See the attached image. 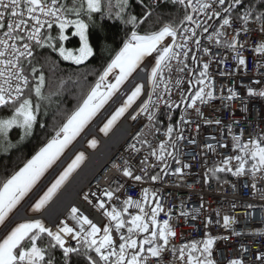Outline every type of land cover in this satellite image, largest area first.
I'll return each instance as SVG.
<instances>
[{
	"label": "snow or ice",
	"instance_id": "1",
	"mask_svg": "<svg viewBox=\"0 0 264 264\" xmlns=\"http://www.w3.org/2000/svg\"><path fill=\"white\" fill-rule=\"evenodd\" d=\"M165 6H174L182 14L164 20ZM150 18L154 26H160L141 34L137 29ZM104 19L131 25L130 36L76 109L53 129L54 135L23 167L0 179V229L4 230L0 235V264H218L215 246L229 237L213 235L207 229L214 223L231 229L236 217L215 209L217 219L213 221V213L207 211L210 205L203 197L199 207L190 211L183 210L185 203L180 200L174 207L181 211L174 215L173 208L161 202L170 194L165 197L155 185L166 177L181 178L184 170L191 168L179 158L180 150L184 143L197 144L202 125L221 131L207 137L214 143L205 142L200 154L218 156L219 148H229L218 138L223 136L231 137L233 149V154L206 167L205 184L212 179L219 183L221 173L237 178L251 175L253 180L257 173L264 174V134L253 129L255 134L250 133L252 138L245 141L244 129L236 127L245 121H225L212 111L217 101L231 110L233 102L240 100L237 87L225 88L216 77L246 72L248 58L244 53L249 50L254 53L255 71L261 78L250 82L256 88L240 83L246 93L240 107L246 111L247 98H264V0H0V110L9 113L0 117V148L5 152L16 146L9 136L13 129H22L21 139H27L37 128H45L39 119L42 110L46 114V105L65 83L61 80L55 91L49 88L45 68L54 71L59 63L52 53L64 61L85 64L95 56L91 32L102 27L98 21ZM69 29L79 38L75 48L64 46ZM254 32L256 41L251 38ZM166 39L170 40L167 44ZM146 58L153 63L142 69ZM229 59L235 61L231 69L227 67ZM213 66L218 70L215 75ZM138 69L146 72L148 90L145 83L132 84L101 131L107 135L140 100L131 119L143 115L147 124L129 147L142 153L147 145L149 155H144L138 165L125 160L122 168L123 177L133 182L129 188L140 185V197L125 195L121 199L127 189L120 183L99 195L92 193V199L85 195L84 200L106 218L102 226L75 206L54 227L39 218L14 222L13 214L44 174ZM117 70L110 81L109 76ZM161 132L164 139L153 147L150 137L156 139ZM97 143L92 139L90 147ZM85 159L83 152L77 154L30 205V211H44ZM173 162L178 165L175 169ZM114 167L121 169L120 165ZM144 183L153 187H143ZM173 184L179 186L176 181ZM250 186L254 189L255 183ZM202 213L205 236L177 244V221L198 219ZM161 214L166 218L161 219ZM242 234L232 231L237 237ZM241 247L240 255L228 264H264V249L250 252ZM246 255L254 259L249 261Z\"/></svg>",
	"mask_w": 264,
	"mask_h": 264
},
{
	"label": "built area",
	"instance_id": "2",
	"mask_svg": "<svg viewBox=\"0 0 264 264\" xmlns=\"http://www.w3.org/2000/svg\"><path fill=\"white\" fill-rule=\"evenodd\" d=\"M241 38L243 39V37ZM251 38L256 41L258 36L254 32ZM169 42L170 40H168L167 43ZM244 54L248 58L246 72L236 74L232 77H221L218 75L216 77L217 81L222 83L225 88L237 87L240 100L233 102L234 108L231 110H229L226 105H221V103L217 101L216 108L212 111L218 118H222L225 121L232 119L245 121L236 127L244 129L245 136L243 139L247 141L252 138L250 133L253 135L255 133L264 134V98L259 96L247 98L246 111L242 110L240 107L241 103L246 98L245 87H240V83L243 82L245 86L256 88L258 86L250 82L261 78V73L255 71L254 53L249 50ZM234 64L235 61L229 59L227 67L231 69ZM151 65L152 64L148 62L142 69H146ZM212 71L215 75L218 70L213 66ZM142 76L140 80L145 83L147 91L149 85L146 80V72L143 70ZM145 124H147V119L143 115L137 117L135 121L130 117L121 124L120 129H123L124 133L122 143L117 145L115 150L108 155L102 164H100L99 168L94 172V175L89 179L83 195L76 197L72 203V207L75 206L80 208L82 212L89 215L98 225L102 226L106 222V218L101 215L100 211L94 210L92 205H89L84 200L85 195H88L89 198L92 199V193L99 195L104 189L110 187L115 188L116 184L120 183L124 184L127 189L126 192L121 193V199H123L125 195L131 196L134 199L140 197V185L137 184L135 187L129 188V185L133 182L127 181V178L123 177L122 168L125 160H128L134 165H138L139 160H141L144 155H149L147 145L144 146L142 153H136L129 147L130 144L136 142L137 134L144 130ZM253 129H255V133H253ZM220 131L221 129L216 126L209 127L202 125L201 135L196 137L197 144L190 145L184 143L180 150L179 158L184 163L191 164V168L184 170L185 175L183 177H166L163 183H158L155 187H157L165 197H169L170 194L169 199L162 200L161 202L168 207H172L174 215L181 211L179 207H174L180 200H183L185 203L183 210L190 211L193 208L199 207L200 198L203 197L207 205H210L207 211L213 213V221L217 219L213 211L215 209H220L222 214L236 217L237 222L232 225L231 229H225L215 223L207 229V231H211L213 235L229 237L226 241H218L214 250V258L218 261V264H228L229 260L237 258L240 255L242 251L241 246L247 247L250 252H257L264 249V174L257 173L256 179L253 180L251 175L237 178L230 173H221L219 183L215 179H212L209 184H205L204 175L206 167L212 166L214 162H218L223 156L233 154L230 136L218 137L222 139L224 143L229 144V148L218 149L220 155L200 154L205 142L214 143V141L207 140V137L209 135H216ZM233 131H235V128ZM162 139H164L162 132L157 135L156 139L150 137L152 146L155 147L158 140ZM233 163H235V161ZM114 165H120L121 169L115 168ZM176 167H178V165L173 162L172 168L175 169ZM174 181H176L179 186H174ZM224 181H228V183ZM252 183H255L254 189L250 186ZM232 185H235V187ZM143 187L151 188L153 185L151 183H144ZM66 217L67 216H64L61 219H65ZM164 218L166 217L161 214V219ZM202 219L203 213L198 219L186 217L178 220L175 242L180 244L188 242L189 240L203 238L206 233V228L204 223L201 222ZM58 220H48L47 225L49 227H54V224L58 222ZM233 230L243 234L238 237L234 236L232 235ZM73 243L75 242L73 241ZM245 258L251 261L254 259V256L246 255Z\"/></svg>",
	"mask_w": 264,
	"mask_h": 264
},
{
	"label": "trees",
	"instance_id": "3",
	"mask_svg": "<svg viewBox=\"0 0 264 264\" xmlns=\"http://www.w3.org/2000/svg\"><path fill=\"white\" fill-rule=\"evenodd\" d=\"M136 11L139 12V8ZM164 12V20H167L169 16L182 14V10H178L174 6H165ZM98 24L102 27L92 30L90 35V43L94 47L95 56L85 64L76 65L72 61L62 60L58 53H52V57L59 63L54 71L45 68V74L49 78V88L55 91L61 80L65 83L60 88L59 94L54 95L52 102L46 105V114L42 110L39 119L45 124L44 129L37 128L34 135L27 139H21L22 129H13L9 133L12 143L16 146L7 152L0 148V179L23 167L24 163L31 159L39 148L54 135L53 129L76 109L84 94L95 84L99 74L107 67V64L123 46V42L130 36L131 25L126 26L116 19L99 20ZM159 26V24L154 26L150 18L137 30L143 34L144 31L155 30ZM72 32L74 29L68 30L69 40L64 42L65 47L75 48L78 46L79 38L72 36ZM55 34L54 29L53 35ZM8 114L6 110H0V117ZM59 255L61 254L57 252V256Z\"/></svg>",
	"mask_w": 264,
	"mask_h": 264
},
{
	"label": "water",
	"instance_id": "4",
	"mask_svg": "<svg viewBox=\"0 0 264 264\" xmlns=\"http://www.w3.org/2000/svg\"><path fill=\"white\" fill-rule=\"evenodd\" d=\"M113 105H110V107L97 119V121L93 124V126L83 135V137L71 148V150L64 156V158L59 162V164L53 169V171L48 175V177L41 183V185L36 189V191L29 197V199L24 203V205L21 207L17 213L13 216V221L17 222L20 219H24V213L25 210L34 202V200L42 193V191L46 188V186L53 180V178L59 173V171L67 164V162L75 155V153L79 149H84L88 151V154L91 156L93 152H90L86 146L85 143L87 139L92 135L96 134V129L101 124L103 119L106 117V115L109 114L111 109L113 108ZM102 142H107L108 138H101ZM85 168V167H84ZM83 168V169H84ZM82 169V170H83ZM79 172L67 183V185L60 191V193L57 195V197L52 201L51 205H55L58 202L61 201V198L64 197V195L72 188L74 185V182L76 178L78 177ZM80 194V192H79ZM50 205V206H51ZM41 217L44 216V214L40 215ZM26 217V216H25ZM4 230L0 232V235H3Z\"/></svg>",
	"mask_w": 264,
	"mask_h": 264
},
{
	"label": "bare ground",
	"instance_id": "5",
	"mask_svg": "<svg viewBox=\"0 0 264 264\" xmlns=\"http://www.w3.org/2000/svg\"><path fill=\"white\" fill-rule=\"evenodd\" d=\"M143 99V98H142ZM118 104H120V99L118 98ZM96 133V132H95ZM100 137V135L98 136ZM124 139V135L120 134V135H114L113 136V139L110 144H108L105 148L97 151V153L93 154L92 156V159L90 161V165L87 169H85L84 171L82 170L78 177L76 178L75 182H74V185L72 186V188L64 195L63 198H61V201L59 203H57L54 208L51 210L54 211V214L53 215V219H58L60 217H62L63 215H66L68 214L69 210L68 208L65 206L66 204H70L72 203L77 194L83 190V188L85 187V184L87 183V181L89 180V176L91 175V173L96 170L100 164H102L104 162V160L106 159V157H108V155H110V153L112 151L115 150V148L117 147L118 143L122 142ZM50 215H52V213H50ZM26 216V217H25ZM30 216L27 214V209L25 210V213H24V219H34V218H41L42 217L39 215V216ZM46 217V215H44Z\"/></svg>",
	"mask_w": 264,
	"mask_h": 264
},
{
	"label": "rangeland",
	"instance_id": "6",
	"mask_svg": "<svg viewBox=\"0 0 264 264\" xmlns=\"http://www.w3.org/2000/svg\"><path fill=\"white\" fill-rule=\"evenodd\" d=\"M153 55H155V54H153ZM147 60H151L152 61V59L151 58H146V60H145V62L147 61ZM153 62V61H152ZM114 74H118V70L117 71H114L113 72ZM122 103V102H121ZM121 106V104L118 106V107H120ZM117 107V108H118ZM105 109H106V107H104ZM116 108V109H117ZM115 109V110H116ZM115 110L112 112V114L115 112ZM103 111H99L98 113H97V115L92 119V121L87 125V127L85 128V130L79 135V136H77V138L72 142V144L71 145H69V147L65 150V152H64V154L60 157V159L44 174V176L41 178V180L38 182V184H37V186H36V188L42 183V181L48 176V174L56 167V165L62 160V158L64 157V155L70 150V148L83 136V134L84 133H86L88 130H89V127L91 126V125H93L94 124V122L96 121V119L99 117V115L102 113ZM111 114V115H112ZM111 115L106 119V121L103 123V125L100 127V129H99V132H100V134H102V135H104V136H107L112 130H114V128L117 126V124L122 120V118L124 117V115L117 121V123L114 125V127L112 128V130L107 134V135H105L104 134V132H102L101 131V129L103 128V126H104V124L107 122V120L111 117ZM92 139H95V140H97V146L95 147V148H97L98 147V145L100 144V139L97 137V136H95V135H93V136H91V139L90 140H88V142H87V147L88 148H90V149H92V150H94L95 148H92V147H90V141L92 140ZM80 152H83L84 154H85V157H86V159H85V161L80 165V167L72 174V176L70 177V179L77 173V171L79 170V169H81V167L83 166V164L87 161V158H88V154L84 151V150H80L77 154H79ZM76 154V155H77ZM75 158V157H74ZM73 158V159H74ZM72 159V160H73ZM72 160L70 161V163L72 162ZM69 163V164H70ZM68 164V165H69ZM67 165V166H68ZM66 166V167H67ZM65 167V168H66ZM64 168V169H65ZM63 169V170H64ZM62 170V171H63ZM61 171V172H62ZM59 176V175H58ZM57 178V177H56ZM55 178V179H56ZM69 179V180H70ZM54 182V181H53ZM51 186V184L48 186V187H50ZM47 187V188H48ZM36 188L33 190V192L36 190ZM47 190V189H46ZM45 190V191H46ZM32 192V193H33ZM32 193H30L29 194V196L25 199V201L24 202H22V204L18 207V209L17 210H19L20 208H21V206L27 201V199L32 195ZM41 195H43V193L41 194ZM38 199V198H37ZM27 214H29V215H31V216H34V215H38L39 213H33V212H31L30 211V208L28 209V213ZM43 220V219H42ZM21 221H24V220H21ZM20 221V222H21ZM45 221V220H44ZM0 230H2V229H0Z\"/></svg>",
	"mask_w": 264,
	"mask_h": 264
},
{
	"label": "crops",
	"instance_id": "7",
	"mask_svg": "<svg viewBox=\"0 0 264 264\" xmlns=\"http://www.w3.org/2000/svg\"><path fill=\"white\" fill-rule=\"evenodd\" d=\"M135 74H136V73H133V76H134ZM115 75H117V74L112 73V74L109 76V80H110V81H113ZM133 76H132V77H133ZM132 77H130L128 81H130V79H131ZM128 81L125 82V84L121 87V89H122V88L128 83ZM121 89H120V90H121ZM117 93H118V92H117ZM116 95H117V94H116ZM116 95H115V96H116ZM115 96H114V97H115ZM114 97H113V98H114ZM113 98H112V99H113ZM112 99H111V100H110V101H109L104 107H107V106L111 103ZM137 101H138V100H137ZM136 103H137V102H136ZM136 103H135V104H136ZM135 104H133L132 107L128 109V111L125 113L124 117H125L130 111H131V109L134 107ZM104 107L101 109V111H104V110H105ZM124 117H123V118H124ZM123 118H122V119H123ZM17 211H18V210H17ZM17 211H16V212H17ZM16 212H15V213H16ZM15 213H14V214H15ZM14 214H13V215H14ZM30 216H31V215H30ZM21 220H28V219H21ZM21 220H19L18 222H20ZM21 222H23V221H21ZM0 231H1V230H0Z\"/></svg>",
	"mask_w": 264,
	"mask_h": 264
}]
</instances>
